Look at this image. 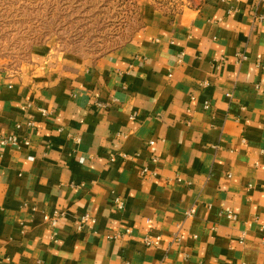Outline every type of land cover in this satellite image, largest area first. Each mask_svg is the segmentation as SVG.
I'll list each match as a JSON object with an SVG mask.
<instances>
[{
	"label": "crops",
	"instance_id": "1",
	"mask_svg": "<svg viewBox=\"0 0 264 264\" xmlns=\"http://www.w3.org/2000/svg\"><path fill=\"white\" fill-rule=\"evenodd\" d=\"M259 3L150 10L144 28L108 55L38 48L29 67L0 75V139L30 141L0 150V264H264ZM117 153L127 158L112 162ZM56 211L63 217L52 228L44 218ZM86 214L96 224L79 232ZM148 235L161 245L147 247Z\"/></svg>",
	"mask_w": 264,
	"mask_h": 264
},
{
	"label": "rangeland",
	"instance_id": "2",
	"mask_svg": "<svg viewBox=\"0 0 264 264\" xmlns=\"http://www.w3.org/2000/svg\"><path fill=\"white\" fill-rule=\"evenodd\" d=\"M201 0H0V75L29 67L32 52L95 59L129 42L148 11L178 14Z\"/></svg>",
	"mask_w": 264,
	"mask_h": 264
},
{
	"label": "built area",
	"instance_id": "3",
	"mask_svg": "<svg viewBox=\"0 0 264 264\" xmlns=\"http://www.w3.org/2000/svg\"><path fill=\"white\" fill-rule=\"evenodd\" d=\"M258 1L261 3V1H263V0H258ZM259 4L256 5L257 8L259 7ZM256 20L259 23H264V15L256 16ZM240 58H241L242 61L247 59V57L244 56V55L241 56ZM96 106L99 107V108H102V109H105L107 107V105H104L102 103H97ZM32 107H33L32 104H28L24 109H30ZM205 108L209 109L210 108V104L206 103L205 104ZM39 111L41 112V114L44 117H48L51 114V112L49 110H46V109H43V108H39ZM27 126L30 129H34L36 127V123L34 121H29ZM16 128H17V130H20L22 128L21 124H18L16 126ZM75 141L77 143L81 142L79 137H76ZM29 145H30V141L29 140L20 141L19 135L16 134V133L10 135L9 137L0 139V150L6 149L8 147H13L16 150H20L22 148V146H29ZM150 145L153 146L154 142H151ZM110 158H111V161L114 162L118 158L126 159L127 155L117 153V154H112ZM29 160L33 161L34 158H29ZM79 161H80V163H84L85 162V158H80ZM151 162L154 165H157L159 163V158L157 156H154V157H152ZM143 175L144 176L149 175V169L148 168H144L143 169ZM176 182L178 184H185L186 183L184 181V179H182L181 177H177L176 178ZM187 185H190V183H187ZM125 206H126V204H125L124 200H122V199L118 198L114 202V208L117 211H119V212L123 211L125 209ZM32 211L33 212L36 211V208H33ZM195 214H196V210L194 208L190 209V211L186 215V219L193 218L195 216ZM62 217H63V213H61L59 211H56V212H54L53 216H50V215L46 214L44 219H45L46 222H48L50 224V226L52 228H56L57 225H58V222L60 221V219H62ZM228 217L230 219H233V220L236 219V216L233 213H231V212L228 213ZM95 224H96V219L94 217H92L91 215L86 214L80 220V223L78 225V231L81 232L88 225L93 227ZM131 233H132L131 230H126V231H123V232H117L116 234L110 236L109 239L110 240H117V239H120V238H122V237H124L126 235H130ZM176 240L180 241V239H176ZM161 243H162V238L160 236H156L155 237V236H152V235H148V236H146L144 238V244L147 247H155V248H157V247H159L161 245Z\"/></svg>",
	"mask_w": 264,
	"mask_h": 264
}]
</instances>
